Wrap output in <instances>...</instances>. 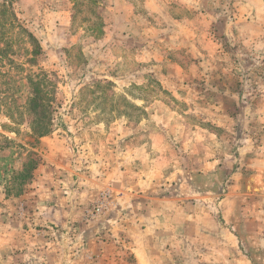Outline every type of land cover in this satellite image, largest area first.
<instances>
[{"label": "rangeland", "instance_id": "obj_1", "mask_svg": "<svg viewBox=\"0 0 264 264\" xmlns=\"http://www.w3.org/2000/svg\"><path fill=\"white\" fill-rule=\"evenodd\" d=\"M6 3L54 119L0 113V165L40 159L20 195L0 178V264H264V0Z\"/></svg>", "mask_w": 264, "mask_h": 264}, {"label": "trees", "instance_id": "obj_2", "mask_svg": "<svg viewBox=\"0 0 264 264\" xmlns=\"http://www.w3.org/2000/svg\"><path fill=\"white\" fill-rule=\"evenodd\" d=\"M8 11L10 10L6 0L0 2V113L6 114L16 123L26 122L30 129V136L36 140L53 131L51 80L43 70L33 71L31 68H29L30 72L24 70L25 65L32 64L35 61V56L40 54L42 49L35 35L18 22L15 14H13L12 20H8ZM16 26L18 28L16 35L23 34L26 41L32 46V49L25 48L32 55L26 59V62H18L13 57L15 49L11 38L8 37V29ZM24 86L27 87L28 94L26 100L19 103L17 93L20 94ZM0 137L6 139L5 145L0 143L1 152L10 146L12 140L2 132H0ZM18 150L22 155L25 154L20 169L0 165V170L3 172L0 178L4 182L3 185L8 195L22 194L25 185L33 178L34 171L40 163L37 153L27 144L18 143Z\"/></svg>", "mask_w": 264, "mask_h": 264}]
</instances>
